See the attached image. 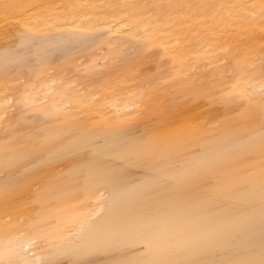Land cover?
<instances>
[{
    "label": "bare ground",
    "instance_id": "6f19581e",
    "mask_svg": "<svg viewBox=\"0 0 264 264\" xmlns=\"http://www.w3.org/2000/svg\"><path fill=\"white\" fill-rule=\"evenodd\" d=\"M3 4L23 7L5 13ZM17 21L41 36L35 41L32 35L19 36L23 31L16 29ZM100 28L109 37L92 40L83 33ZM6 33L15 44L8 52ZM30 43L37 45V51L27 59L17 44ZM82 43L104 44L105 54L127 43L162 49L173 62L168 64L170 77L163 79L166 99L157 107L136 109L151 93L134 81L136 86L129 85L119 71L110 80L112 67L85 78L82 89L62 78L61 69L43 72L44 63L52 64L45 46L68 57L72 53L67 47ZM262 59L264 0H0V116L4 117L0 130L7 122L17 123L12 124L8 155L26 161L34 173L25 182L10 185L7 194L0 177V252L23 245L27 259L40 260L80 245L81 255L101 238H107L104 246L119 233L132 239L136 227L155 215L162 201H172V215L190 209L203 226L217 228V243L198 258L207 264H259L264 250L253 253L249 248L262 230L259 157L253 163L244 152L252 135L248 125H258L260 119L256 110L249 120L246 109H256L261 100ZM13 74L16 79L33 76L38 82L17 89L11 83ZM90 81L96 85L90 86ZM41 87L46 94H41ZM245 89L250 92L239 97ZM229 93L238 98L225 103ZM29 101L40 104L31 106ZM221 103L240 109L219 113ZM141 110L148 135L130 136L128 131L134 128L130 121ZM99 137L103 145L97 144ZM123 137H129L133 147L116 150ZM5 140L0 137V175ZM255 147L258 150V141ZM79 149L86 150L85 156L77 153ZM42 151L50 157L44 160ZM187 158L193 164L177 169ZM134 165L153 167L154 173L146 172L132 185L126 171ZM252 173L257 176L250 197L242 183ZM152 174L169 175L171 186L160 188L155 198L159 204L138 218L127 207L133 197L146 205ZM179 174L191 179L177 183L174 178ZM9 205L18 206L23 214ZM26 233L36 239L35 245ZM233 242L241 246L237 255L231 253ZM214 247L222 253L216 262L205 256ZM153 258L164 257L150 253Z\"/></svg>",
    "mask_w": 264,
    "mask_h": 264
},
{
    "label": "rangeland",
    "instance_id": "374dc122",
    "mask_svg": "<svg viewBox=\"0 0 264 264\" xmlns=\"http://www.w3.org/2000/svg\"><path fill=\"white\" fill-rule=\"evenodd\" d=\"M16 29L18 31H24L25 28L20 23L16 24ZM82 32V31H81ZM41 32L32 31L31 35L33 37V41H35L38 37L41 36L39 34ZM86 37H89L92 40H97L100 37L108 36L109 33L106 29L100 28L98 30L92 32H83ZM11 47H15V44H12ZM37 45L28 44L27 47H23L21 44H17V48L22 49L23 56L27 59L33 58V53L37 51ZM45 49L49 51L48 57H52V64H46L42 66L43 72L47 71L50 73H54L60 70L59 73L61 77L66 76L67 80L71 83L70 85L75 86L77 89H82V82L85 78H93L97 77L100 69H108L112 67L114 69V73L107 74L108 78L112 80L116 76L115 71H119L118 74L125 76L128 81V84L131 86H136V83L142 85V88H146L151 94L148 95V101L143 102L141 105L136 107V109L143 107H157L159 105V101L162 102V99H166L167 91L164 88L163 79H167L170 77L169 69L170 66L168 64H173L171 59L158 47L145 48L143 49L141 46L135 43H127L119 48H112L109 50L108 54H105L107 47L104 44H75L71 47H67V51H70L71 56L68 54V57L65 54H62L60 49H55L50 46H45ZM48 53V52H47ZM46 53V54H47ZM193 71H196L195 68ZM20 72H15L18 74ZM117 74V75H118ZM16 75H12L11 83L13 87L17 89H21L23 83H27L29 85H35L38 80H35L33 76L25 77L19 76L18 79L15 78ZM145 77H147L145 79ZM45 78L43 77L41 79ZM54 80V78H53ZM58 80L60 78L58 77ZM118 80V79H117ZM68 81V82H69ZM116 81V80H115ZM136 82V83H133ZM16 84V86H15ZM90 86H95L94 82H89ZM30 89V88H29ZM166 92V94L164 93ZM41 94H46V91L43 87L40 89ZM169 92V91H168ZM14 101V100H13ZM15 102V101H14ZM13 102V103H14ZM31 106H38L39 102L29 101ZM166 105V104H165ZM209 105L208 102H205L203 106L207 107ZM37 108V107H36ZM198 107L194 109L197 110ZM232 110L237 112L240 107L235 106L234 108L229 109L227 105L221 103L219 113H224L225 111ZM238 109V110H237ZM144 114L143 110L137 111L136 117L130 121L129 125H134V128L128 131V135L130 136H146L148 135V129L144 128ZM16 126L17 123H12ZM7 122L5 127L0 130V137L5 140L8 136H6V130L12 132L13 125ZM101 127L104 125L101 124ZM97 144L103 145V139L101 137L96 139ZM134 142L129 137H123L120 142L115 147L116 150H124L125 148L133 147ZM86 150L79 149L77 153L80 155H84L83 152ZM41 157L48 159L50 155L45 152H41ZM39 154V155H40ZM146 162H149V159H146ZM37 161L34 162L36 166ZM193 164V160L187 158L184 164H178L177 169L183 171L187 169L189 166ZM44 165L42 164L39 169H41ZM31 165L26 163H21L18 167L13 169V171L6 177L4 174L3 177L0 175L4 182H7L10 185L21 184L25 182L28 178H30L34 173L31 171ZM142 170V171H140ZM14 172V173H13ZM127 174L129 182L133 185L140 181V179L145 175L146 172L154 173V168H145L142 166L134 165L127 167ZM66 171L64 172V174ZM148 178L151 179V184L149 185L150 190L148 191L149 201L145 206H141V201L138 198L133 197L132 202L128 205L127 210L133 214H135L138 218H143L144 212L155 207L157 199H155L159 195L160 188H170L171 186V177L169 175H165L164 178L158 175H150ZM80 183L82 182V178L78 179ZM213 182V179H210ZM210 189V188H209ZM208 189V193H211V189ZM159 199V198H158ZM259 200V196L257 197ZM124 207V206H123ZM256 235V234H255ZM232 249L231 253L237 255L241 251V246L238 243L231 244ZM250 251L253 253H260L264 250V240H262V230L255 237V242L249 247ZM70 249L59 250L49 258H53L58 261L59 264H72V260L76 257L71 253ZM147 250L143 247L141 243H135L133 239L125 237L121 233L117 234V237L113 241H109L108 245H105L101 250H91L87 253L81 254L79 258L84 262V264H128L129 261H134L137 259H150V253L145 255ZM206 258L211 261H219L222 258L221 251L214 247L210 251L206 252Z\"/></svg>",
    "mask_w": 264,
    "mask_h": 264
},
{
    "label": "snow or ice",
    "instance_id": "6c2138e0",
    "mask_svg": "<svg viewBox=\"0 0 264 264\" xmlns=\"http://www.w3.org/2000/svg\"><path fill=\"white\" fill-rule=\"evenodd\" d=\"M3 9L7 13L10 9L23 7L22 5L15 4H3ZM20 21H17L19 23ZM25 30L19 33V36L24 38H30L32 29L27 25L24 26ZM4 43L6 45L5 52L11 49L13 37L7 33L4 36ZM254 67V66H253ZM261 80L264 81V59L261 60ZM261 100L256 106V109L249 107L246 109L248 113V119H253L255 111L259 112V123L258 125H248L252 135L249 138L248 147L245 149L244 155L253 163L256 162L258 155L259 163V202L261 206V224H262V240H264V84L261 86ZM250 89H245L239 93V97H243L245 93H249ZM238 96L233 93H229L225 98V103L234 102ZM249 104L251 105L252 97H248ZM242 117L244 113L240 114ZM4 120L3 116H0V121ZM258 128V131H257ZM6 136L10 139L5 140V151L2 161L3 171L6 177L18 167L21 163L26 161L17 159L13 160L9 157V146L13 142L11 137L14 133L6 130ZM258 141L259 148L255 147V142ZM257 173H252L244 178L242 188L246 190L247 194L252 197L255 191ZM177 183H187L191 177L186 174H179L175 178ZM10 184L5 183L4 191L7 194L9 191ZM174 204L172 201H162L159 208L156 210L155 215L147 216L144 221L136 227L132 234L134 242L141 243L147 250L145 255L148 253H157L163 255L164 258H153V259H137L129 261L128 264H207V262L198 258L199 255L213 247L217 243V228L214 226H203L200 219L196 214L188 209L178 211L176 215H172L169 209L173 208ZM11 210L17 211L19 214H23V210L16 205H9ZM5 215H9L6 211ZM39 222H36V226ZM83 231V226L81 227ZM29 242L32 245L36 244V239L31 233H26ZM107 238H101L96 240L94 244L90 245L89 250H101L104 246ZM71 253L76 257L72 260V264H84L79 258L81 253V246L76 245L70 249ZM27 253L23 251V245L20 249L9 251L7 253L0 252V264H59L58 261L53 258L32 260L26 258ZM259 264H264V259H261Z\"/></svg>",
    "mask_w": 264,
    "mask_h": 264
}]
</instances>
